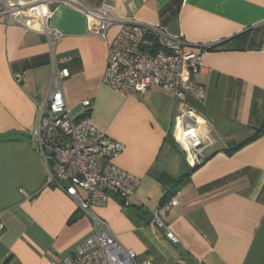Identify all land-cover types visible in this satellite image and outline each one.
I'll list each match as a JSON object with an SVG mask.
<instances>
[{"label":"crops","instance_id":"obj_1","mask_svg":"<svg viewBox=\"0 0 264 264\" xmlns=\"http://www.w3.org/2000/svg\"><path fill=\"white\" fill-rule=\"evenodd\" d=\"M103 4L121 19L163 27L201 54L205 98L186 96L184 104L205 128L202 163L192 170L175 138L183 105L171 91L150 87L124 98L103 84L107 49L90 34L94 21L83 10L46 6L48 29L59 40L42 34L37 21L24 28L0 20V264H53L93 234L91 218L46 184L32 140L53 58L69 59L59 68L69 71L63 94L72 116L87 112L96 128L122 143L114 164L140 181L133 197L111 194L92 211L137 262L264 264V136L225 152L264 123V0L82 2L88 11ZM173 187L181 190L177 205L159 216L177 244L152 222Z\"/></svg>","mask_w":264,"mask_h":264},{"label":"built area","instance_id":"obj_2","mask_svg":"<svg viewBox=\"0 0 264 264\" xmlns=\"http://www.w3.org/2000/svg\"><path fill=\"white\" fill-rule=\"evenodd\" d=\"M51 2L83 10L94 21L90 34L103 42L108 53L102 78L104 85L124 98L143 94L150 87L171 91L174 99L183 105L181 115L176 118L175 132L179 121L183 131H193L197 117L185 106L184 100L186 96L197 101L205 98V89L199 83L201 54L191 50L181 37L168 34L163 27L113 15L107 4L88 11L82 5L83 0H0V20L24 28L27 22L37 21L42 34L49 40H59L62 35L48 29L50 12L46 6ZM112 27L118 29L109 38L108 31ZM210 48L204 47V50ZM68 60L53 58L48 92L38 106L32 140L47 170L46 184L62 191L91 218L93 234L80 243L73 256H65L53 264H149L137 262L135 252L124 248L107 224L92 212L103 206L111 194L123 199L133 197L140 181L114 164L124 151L122 143L96 128L87 112L79 119L72 116L63 94V81L69 77V71L59 68ZM82 107L89 109L90 101H83ZM205 140L206 132L193 138L187 148L177 141L190 167L202 163L203 148L198 153L193 146L204 144ZM189 157L193 163L189 162ZM180 195L181 190H177L152 218L173 244L178 241L159 215L175 207ZM3 230L0 222V234Z\"/></svg>","mask_w":264,"mask_h":264},{"label":"trees","instance_id":"obj_3","mask_svg":"<svg viewBox=\"0 0 264 264\" xmlns=\"http://www.w3.org/2000/svg\"><path fill=\"white\" fill-rule=\"evenodd\" d=\"M215 48H210L208 49L213 50ZM262 136H264V123L262 124L261 127H259L258 129H254L252 135L248 136L247 138H245L244 140H241L239 142H232L229 143V145L227 146L225 152L227 155L231 156L233 155L235 152L239 151L240 149H242L243 147H245L246 145L256 141L257 139L261 138ZM198 166L193 167L192 170H195ZM179 187H173L172 189H169L166 194H165V200H169L170 197H172L174 195V193L179 190ZM165 203V201H164Z\"/></svg>","mask_w":264,"mask_h":264},{"label":"bare ground","instance_id":"obj_4","mask_svg":"<svg viewBox=\"0 0 264 264\" xmlns=\"http://www.w3.org/2000/svg\"><path fill=\"white\" fill-rule=\"evenodd\" d=\"M28 25H31V22H27ZM201 121L197 118V125L194 126L193 131H183L182 129V123L179 121L177 128H176V132H175V136L177 141L184 147L187 148L188 145L190 144V142L193 141V138H197L198 136L202 135L203 133H205V128L203 125V122H199ZM189 162L193 163L192 157H189Z\"/></svg>","mask_w":264,"mask_h":264},{"label":"rangeland","instance_id":"obj_5","mask_svg":"<svg viewBox=\"0 0 264 264\" xmlns=\"http://www.w3.org/2000/svg\"><path fill=\"white\" fill-rule=\"evenodd\" d=\"M241 134V133H240ZM237 142H239V141H237ZM204 145H206V143H204V144H198V145H195V146H193L197 151H198V153H200V150L202 149V148H204L203 146ZM202 155V154H201Z\"/></svg>","mask_w":264,"mask_h":264}]
</instances>
